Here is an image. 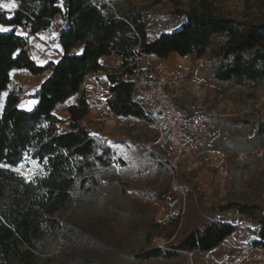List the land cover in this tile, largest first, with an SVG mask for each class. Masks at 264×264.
Instances as JSON below:
<instances>
[{"label":"trees","instance_id":"1","mask_svg":"<svg viewBox=\"0 0 264 264\" xmlns=\"http://www.w3.org/2000/svg\"><path fill=\"white\" fill-rule=\"evenodd\" d=\"M14 2L17 7L11 12L0 9V25L13 29L0 32V99L5 94L0 108V164L11 166L0 167V264H38L37 244L59 235L65 225L61 214L74 203L75 194L101 190L99 172L113 167L112 148L97 141L81 124L90 110L84 84L88 75L105 74L110 95L105 105L114 117L145 121L140 107L130 99L132 83L123 79L134 71L139 57L147 56L153 62L172 53L182 58H217L220 61L210 72V80L264 85V14L238 20L217 15L201 2L187 10L173 9L169 16L180 21V27L153 35L141 11L133 7L114 12L103 0ZM259 10H264V1ZM55 18L62 23L55 38L58 58L37 65L28 40L48 30ZM18 29L23 35L17 34ZM217 35L225 40L215 43ZM78 46L79 53H72ZM103 57L118 58L121 63L110 68L101 63ZM17 70L31 77L48 75L31 94L22 96L19 87L9 89L11 73ZM71 97L75 102L66 105ZM27 98L37 101L31 110L20 106ZM59 109L67 112L66 119L55 116ZM255 134L264 136V126L258 125ZM15 168L35 169L34 175L26 179ZM157 198L163 199L160 195ZM234 208L256 226L250 246L264 249L263 209L228 203L206 210L191 229L182 227L181 218H169L163 231H168L167 241L173 239L163 248L146 247L133 257L138 262H171L183 254L211 251L239 228L210 219L209 213Z\"/></svg>","mask_w":264,"mask_h":264},{"label":"rangeland","instance_id":"2","mask_svg":"<svg viewBox=\"0 0 264 264\" xmlns=\"http://www.w3.org/2000/svg\"><path fill=\"white\" fill-rule=\"evenodd\" d=\"M263 1L103 0L114 12L132 7L140 10L153 35L180 27L181 22L169 16L175 8L187 10L204 2L217 15L251 20L264 14V10H259ZM61 26L60 19L55 18L48 30L29 38L30 55L37 65L58 58L55 38ZM17 34L23 32L18 29ZM224 40L222 35L214 38L215 43ZM219 61L208 56H187L180 61L185 64L188 78L176 100L188 112L186 125L192 124V128L185 135L193 143L178 158L158 146L147 147L158 139L159 133L149 129L145 120L126 118L121 122L124 135L109 139L103 119L108 108L105 102L110 98L104 74L88 77L86 97L92 109L83 126L97 141L112 148L113 167L99 172L101 190L75 194L74 203L61 214L65 225L59 235L37 244L38 264H264V249L250 246L256 226L235 208L209 213L208 218L239 228L211 251L183 254L171 262H138L133 257L146 247L163 248L173 239L167 241L168 231H163L169 218L179 217L182 227L191 229L206 215V210L228 203L256 205L264 211V136L255 134L258 125L264 126V85L252 87L210 80L209 74ZM101 63L116 68L113 58L104 57ZM47 75L48 72L31 77L26 71H13L9 89L19 87L22 96L29 95ZM4 97L5 94L0 108ZM27 100L22 99L20 104ZM74 100H67L66 105ZM54 114L64 119L63 110ZM242 121L243 124H235ZM33 171L25 173L21 169L19 173L29 179ZM159 195L162 200L157 198Z\"/></svg>","mask_w":264,"mask_h":264},{"label":"built area","instance_id":"3","mask_svg":"<svg viewBox=\"0 0 264 264\" xmlns=\"http://www.w3.org/2000/svg\"><path fill=\"white\" fill-rule=\"evenodd\" d=\"M143 57L144 66L139 67ZM143 57L137 59L134 71L123 79L132 83L130 99L142 110L149 129L159 133L158 139L147 147L158 146L178 158L193 143L185 135L192 128V124L186 125L188 112L176 100L177 92L186 85V67L182 63L153 62Z\"/></svg>","mask_w":264,"mask_h":264},{"label":"crops","instance_id":"4","mask_svg":"<svg viewBox=\"0 0 264 264\" xmlns=\"http://www.w3.org/2000/svg\"><path fill=\"white\" fill-rule=\"evenodd\" d=\"M80 46H78V47H76L75 49H77L75 52H74V49H73V51H72V53H79V51H80ZM104 58V57H103ZM105 58H113V57H105ZM185 58L186 57H184V58H182V57H180L179 55H177V54H175V53H172V54H170L168 57H167V59H165V61L166 62H168V63H170V64H175V63H181L180 61H185ZM102 59V58H101ZM113 59H115L116 60V66L115 67H118L119 65H120V63H121V60L120 59H118V58H113ZM144 63H145V58L143 57L141 60H140V62H139V67H142V66H144ZM185 65V64H184ZM98 73H103L102 71H98V72H96V73H93V74H90V75H88L86 78H85V91H86V95H87V93H88V86L86 85V81H87V79H88V77H90V76H92V75H99ZM104 74V73H103ZM96 77V76H95ZM104 77H105V74H104ZM188 78V77H187ZM187 81V80H186ZM105 86H106V88L108 87V83H107V81H106V78H105ZM90 88H91V86H89ZM71 98H73V97H71ZM71 98H69V99H71ZM75 98V97H74ZM68 99V100H69ZM87 101H88V103H89V105H90V102H89V100H88V96H87ZM75 102V100L73 101V102H71L70 104H72V103H74ZM36 103H37V101L35 100V99H29V100H27V102H21V104H20V106L23 108V109H25V110H31V109H33V107L36 105ZM92 109V107H91V105H90V110ZM105 111V117L106 118H103V119H106L104 122H105V124H106V126L104 127L106 130H107V137L109 138V139H111V140H113V139H116L117 137H122L124 134L122 133V129H121V126H122V124H121V122H123L126 118H119V117H114L112 114H111V112H110V110H109V108H107L106 110H104ZM55 113V112H54ZM106 114H108L107 116H106ZM90 115V111H89V113L81 120V124L82 125H85L84 124V122H88V119H89V116ZM67 116H68V114H67V112H64V114H63V117H64V119H66L67 118ZM98 116V118H101L100 116H99V114L97 115ZM102 119V118H101ZM104 129V130H105Z\"/></svg>","mask_w":264,"mask_h":264},{"label":"snow or ice","instance_id":"5","mask_svg":"<svg viewBox=\"0 0 264 264\" xmlns=\"http://www.w3.org/2000/svg\"><path fill=\"white\" fill-rule=\"evenodd\" d=\"M62 6V5H61ZM17 7V4L14 2V0H12V2L10 3H3V2H0V9H7V10H11V9H14ZM9 20L12 19L11 16L8 17ZM13 29L10 28V27H6L4 25H0V32H10L12 31ZM0 167H11L9 165H5V164H0ZM22 167V166H21ZM14 170L16 171H19L20 169L19 168H15ZM31 182V181H30Z\"/></svg>","mask_w":264,"mask_h":264},{"label":"bare ground","instance_id":"6","mask_svg":"<svg viewBox=\"0 0 264 264\" xmlns=\"http://www.w3.org/2000/svg\"><path fill=\"white\" fill-rule=\"evenodd\" d=\"M23 172L27 173V172H28V170H25V169H23Z\"/></svg>","mask_w":264,"mask_h":264}]
</instances>
